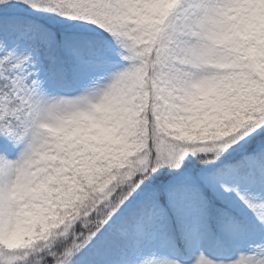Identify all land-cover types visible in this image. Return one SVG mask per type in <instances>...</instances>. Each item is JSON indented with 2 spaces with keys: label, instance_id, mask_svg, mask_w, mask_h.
Returning <instances> with one entry per match:
<instances>
[{
  "label": "snow or ice",
  "instance_id": "obj_1",
  "mask_svg": "<svg viewBox=\"0 0 264 264\" xmlns=\"http://www.w3.org/2000/svg\"><path fill=\"white\" fill-rule=\"evenodd\" d=\"M0 264H264V0H0Z\"/></svg>",
  "mask_w": 264,
  "mask_h": 264
}]
</instances>
